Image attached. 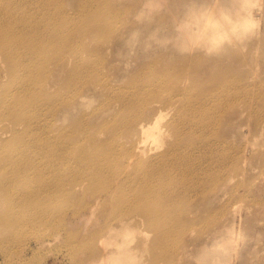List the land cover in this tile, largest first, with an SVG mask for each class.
<instances>
[{
    "label": "rangeland",
    "instance_id": "rangeland-1",
    "mask_svg": "<svg viewBox=\"0 0 264 264\" xmlns=\"http://www.w3.org/2000/svg\"><path fill=\"white\" fill-rule=\"evenodd\" d=\"M61 1L72 32L66 54L76 50L82 61L75 81L66 73L60 79L71 88L77 87L76 93L82 97L77 110L68 116L61 113L57 119L67 117L57 123H65L61 138L67 143L74 140L66 148L76 159L62 172L65 192L56 198L44 195L33 200L29 208L15 210L12 205L1 206L6 200L0 192V264H102V252L109 247L105 240L108 229L122 218H127L133 228L125 248H136L137 252L136 259L127 263L264 264V0H259L256 21L249 28L256 36L239 39L244 32L239 31L236 48L225 53L219 66L213 63L204 67L208 71L196 67L199 83L188 73H181L182 51L175 38L179 29L170 35L167 30L170 24L174 26L180 8L189 6L191 0L158 1L151 6H142V0H110L109 7L101 8L110 15L112 33L106 35L95 27L89 28L94 34L87 30L96 20L89 11L92 0L86 5L83 0ZM205 1L216 6L223 2ZM135 28L139 32L130 37L127 32ZM56 52L50 50L53 59ZM160 76L166 82L160 84ZM150 81L157 86L148 88L144 83ZM182 89L198 98L207 97L201 104L206 129L199 140L205 147L200 162L203 171L187 181L176 176L151 200L152 204L157 199L164 205V212L155 213L171 231L167 243L160 244L147 210L141 208L144 202L129 195L130 188L141 195L144 186L129 184L120 177L124 167L115 162L106 163L100 170L101 174L113 175L94 176L92 172L99 171L94 163L101 165L100 156L107 153L101 148L106 142L126 137L128 132L126 138L143 139L137 134L138 116L143 111L152 116L155 105L161 106L165 114L162 125L168 124L184 104L177 96ZM70 95L67 87L57 102L69 100ZM42 106L37 122L39 134L46 140V120L54 118L55 122V116L50 119L48 105ZM168 106L172 107L168 110ZM1 121L8 124L6 129H12L14 121L8 117ZM23 128L16 130L22 132ZM3 131L1 126V146H5L3 140L12 138ZM168 138L162 134L142 147H159L158 153L165 152ZM123 180L125 184L120 182ZM80 183L84 187L75 189ZM110 184L119 187L117 195L104 193ZM33 186L44 187V181L35 180ZM180 190L184 192H177ZM174 191V198L169 197ZM182 193L184 197L177 199ZM185 251L190 255L184 256Z\"/></svg>",
    "mask_w": 264,
    "mask_h": 264
},
{
    "label": "bare ground",
    "instance_id": "bare-ground-1",
    "mask_svg": "<svg viewBox=\"0 0 264 264\" xmlns=\"http://www.w3.org/2000/svg\"><path fill=\"white\" fill-rule=\"evenodd\" d=\"M158 1L160 3L165 0L141 2L142 6H151L157 5ZM90 2L91 0H83L84 5ZM108 2L110 0H92L89 11L96 20L95 22L92 20L88 25L87 30L91 31V34H94V31L89 29L91 27L100 30L104 35L110 31L112 33L108 19L110 15L104 10L105 7H109ZM258 2L259 0H223L216 6L211 3L206 4L205 0H191L189 6L180 8L174 26L170 24L167 30L170 35L171 31L179 29L175 38L180 43L182 51L181 73H188L195 82L199 83L197 68L205 70L204 67L213 63L214 66H219L220 62L224 61L225 53L236 48V36L239 35V31H244L239 39L244 37L249 40L250 37L256 36V32L249 33V28L256 21V8L260 5ZM102 7L104 8L101 9ZM64 11L61 0H0V127H4L3 134H12L11 139L3 140L5 146L0 145V192L6 200V204L1 203L4 208L12 205L15 210L26 209L33 200L37 198L40 200L44 195L53 199L63 194L65 183L62 172L71 167V163L76 159L66 148V145L74 140L68 139L70 143H67L61 138L64 135L61 130L65 123L61 125L57 123L64 122L69 112L77 110L76 107L82 97L76 93L77 87L71 88L60 79L66 73L67 78L75 81L82 61L73 47H71L72 54L70 56L66 54L72 32L71 22L66 20ZM139 30L130 29L127 33L130 37H135ZM122 33L124 32H116L115 35ZM51 49L57 51L56 59L50 56ZM192 51L196 54L192 55ZM53 62L55 65L50 68ZM157 81L160 84L166 82L164 76H160ZM144 84H147L148 88L157 86L152 81ZM67 87L71 91L70 99L57 102L58 96ZM215 89L216 87L212 86L211 90ZM182 90L177 96L184 101V104L179 106L177 113L168 124L162 125L165 114L161 106L155 105L157 110L152 116L145 114L147 110L144 114L143 111L138 116L137 125V134H141L143 139L136 141L132 135L126 138L130 133L128 132L126 137H118L109 143L106 142L101 149L108 154H101V165L94 163L99 171L92 172L94 176H105V173L113 175V172L101 174L100 170L106 163L115 162L116 166L124 167L120 177L126 178L129 184L134 182L144 186L141 195L131 188L129 195L132 200L144 202L141 208L147 210L148 221L156 229V240L160 244L167 243L171 231L163 224L159 214L155 213L164 212L166 210L164 205L157 202V199L155 204H152L151 200H154L162 189L169 187L170 180H174L176 176L187 181L195 179L203 171L200 162L205 147L204 144L199 143V140L206 129L205 113L201 104L207 97L201 95L198 98L191 92L188 93V89ZM54 96H57L56 101ZM47 105L46 114L49 112L50 119L55 116V122L54 118L48 122L46 120L43 131L48 136L45 140L39 134L37 112L41 106L47 108ZM172 106H168V110ZM61 113L67 116L57 119ZM2 117L14 121L12 129L10 126L8 129L5 128L8 124L1 121ZM20 126H24L22 132L16 130ZM162 134L169 137L167 141L169 147L165 152L158 153L159 147L150 150L142 147L150 140H157ZM57 136L59 140L55 139ZM93 142L96 143V138ZM71 147L73 149V146ZM35 149L39 150L35 151L34 156ZM196 154L199 157L197 161ZM79 160L84 162L81 157ZM42 164L43 167L39 168ZM35 180L44 181V187L35 188L33 186ZM120 182L125 184L124 180ZM50 183H54L52 187L49 186ZM181 184L182 186L184 184L182 180ZM113 185H106L104 193L117 195L119 187ZM173 185L175 184L172 182ZM77 187H84V184L76 185L75 189ZM17 194L20 195L18 198ZM175 195L174 191L168 196L174 198ZM2 196L0 195V200ZM183 197L184 193L177 199ZM168 200L170 198L166 201ZM99 202L100 200L97 203ZM132 231L133 228L127 218H122L118 224L109 227L108 237L105 238L109 247L102 252L104 259L102 264H131L127 262L131 258L136 259V248H125ZM189 255V251L184 252V256Z\"/></svg>",
    "mask_w": 264,
    "mask_h": 264
}]
</instances>
